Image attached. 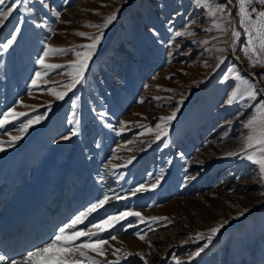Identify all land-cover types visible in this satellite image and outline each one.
Listing matches in <instances>:
<instances>
[{
	"label": "rangeland",
	"instance_id": "obj_1",
	"mask_svg": "<svg viewBox=\"0 0 264 264\" xmlns=\"http://www.w3.org/2000/svg\"><path fill=\"white\" fill-rule=\"evenodd\" d=\"M209 4L212 11L227 7L213 17L196 0H28L18 7L16 0H5L0 5V12L16 8L0 25V119L11 109L27 113L0 128V141L6 142L0 152L3 238L21 229L41 230L38 246H43L108 194L109 202L79 229L126 211L141 213L145 221L129 217L103 233L107 255L89 253L100 264H264V181L242 151L244 125L264 92L255 100L245 96L226 103L240 85L236 72L264 89L258 79L264 68L253 67L242 50L248 38L239 23V0ZM251 7L264 10L258 0ZM113 13L116 20L107 28L91 26L103 25ZM232 30L241 36L234 39ZM101 31L83 82L57 100L51 91H65L76 52L85 51L82 46ZM49 45L69 50L45 58L58 68L38 63ZM37 72L47 74L33 86ZM174 111L167 136L157 140L156 126ZM37 116L43 119L21 134L20 127ZM21 135L8 145L11 136ZM140 185L147 190L133 195ZM61 194L69 202L50 206ZM34 213H41L40 219L29 225ZM225 221L209 243V230ZM115 249L121 251L112 255Z\"/></svg>",
	"mask_w": 264,
	"mask_h": 264
},
{
	"label": "snow or ice",
	"instance_id": "obj_2",
	"mask_svg": "<svg viewBox=\"0 0 264 264\" xmlns=\"http://www.w3.org/2000/svg\"><path fill=\"white\" fill-rule=\"evenodd\" d=\"M27 3L28 0H16V6H19V3ZM231 2V0H229ZM257 0H239V12H240V21L239 23L244 28V33L247 35V44L242 49L245 56L248 57L249 62L253 67H262L264 68V10L257 9L256 7L250 6L256 3ZM5 0H0V5H3ZM258 3L264 6V0H258ZM196 4L198 6H202L205 8H209L210 15L215 17L218 13L221 15L226 9V5H216V10H211V5L209 4V0H196ZM16 8H12L10 6L9 10H5L0 12V25L6 21L11 14L12 11H15ZM255 15V18H253ZM231 14L229 13V18ZM57 18H59V13H57ZM116 20V14L108 16L106 22L103 25H91L92 27L97 28H107L113 21ZM216 28L221 31H227L220 24L215 25ZM16 33H19L20 29H15ZM80 36H87V33H78ZM176 36H184V35H194V33L187 32H177ZM231 36L236 39L241 36V32L232 30ZM103 37V31H101L98 35L92 37L93 43L88 45H83L82 47L85 51H77L76 57L77 60L73 62V73L72 80L70 83L63 85L65 91H51V94L55 96L57 100H63L65 96L71 91L75 86L84 80V73L88 68L89 61L92 56L95 54V51ZM16 36L14 35L12 39H10L7 43L3 45L4 49H8L12 43L15 41ZM218 51H225L226 49H217ZM69 51L64 48H53L49 45L48 50L43 53V56L39 59L38 63L41 64L45 69H53L58 68L60 65H55L51 63H46L45 58L49 57L52 54L60 53L63 54ZM224 58L221 57L219 59V63H223ZM208 66V65H206ZM47 73L37 72L35 74L36 78L32 80V85L37 86L38 82L42 79L43 75ZM259 80H264V76L258 78ZM235 80L240 82V85L237 86L236 90L232 92L230 98L226 101L228 104H232L236 101L237 97H247L250 100H255L260 92H264V89L258 88L257 84H252L247 81L244 77L240 75L239 72L235 74ZM143 101H141L142 103ZM180 104L183 103L181 100ZM179 111V108L176 109ZM27 113L17 112L15 109H11L9 112L3 114V119H0V128L4 127L5 124L17 119L18 117L25 116ZM176 112L174 111L171 116L162 117L161 123L156 126V139H161L162 136H167V127L169 123L175 118ZM42 116H37L34 119H29L25 124L20 127L21 134L27 132L28 128L33 123H38ZM76 123H79L77 120ZM248 129V134L243 138V147L242 151L245 153L246 158L248 160L253 161V163L257 164L259 167V172L261 176V180L264 181V101L260 102L258 107L256 108V114L251 116L246 124L244 125ZM111 127V125H109ZM123 130V129H122ZM152 131V129H149ZM72 135H77V132L74 130ZM22 138L21 136H11L10 140L7 142L11 147L14 145V142L19 141ZM64 139H69V137H64ZM5 141H0V152L5 150L4 144ZM238 153H228V155H236ZM131 163V160H129ZM163 172H161V176ZM159 183V179H157L156 183L152 185L153 188L157 186ZM146 187L144 185H140L136 188L132 194L135 195L137 192L146 191ZM119 198V197H117ZM110 200L108 194H105L102 199L98 200L96 203H93L90 207L86 209V211L80 212L76 215L69 223L65 226L60 227L58 234L55 235L54 239L50 242L45 243L43 246H38L33 250H30L23 256L21 260H12L9 264H100V261L95 259L89 253H95L97 256H105L107 255L104 251V245L108 244V240L102 238L103 233L110 231L112 228L116 227V225L121 224L122 221L128 219L129 217H137L141 222L145 221V218L141 215V213L136 211H126L121 212L118 215H108L106 218L101 219L97 223H92L91 227H86L84 229H79L78 226L84 224L85 220L96 212L98 209L103 208ZM248 211L247 209L244 212ZM244 212H241L240 215H244ZM153 221L166 219L163 217H151ZM225 221L222 224L217 225L209 230V234L207 235V240L210 243L212 239L216 236L217 233L220 232V229L224 227L226 224ZM128 227H132L131 224ZM136 235L144 240L145 237L140 233H136ZM199 238H204V233L197 234ZM83 238V239H82ZM111 240H116V236H111ZM207 247L205 244L203 247L198 249L195 253L190 256L191 258L197 257L201 252L204 251V248ZM120 249H115L111 254L116 255V253L120 252ZM6 260V257L0 255V262ZM111 264V262H110ZM147 264V261H145Z\"/></svg>",
	"mask_w": 264,
	"mask_h": 264
},
{
	"label": "bare ground",
	"instance_id": "obj_3",
	"mask_svg": "<svg viewBox=\"0 0 264 264\" xmlns=\"http://www.w3.org/2000/svg\"><path fill=\"white\" fill-rule=\"evenodd\" d=\"M69 200L70 199H68L65 194L64 195L61 194L57 198H55V200L49 201L48 203L50 206L51 205L53 206V204L54 205H56V204L62 205L63 203L64 204L68 203ZM40 216H41V213L40 214L34 213L33 215H30L29 219H27L29 225L37 223L38 219H40L39 218ZM60 221L61 220H58L57 222L59 223ZM47 224H48V222H47ZM3 236H5V234L0 233V252L2 253L3 256L6 257V260L3 262H0V264H4L7 261H12V260H21L23 258L22 256L26 255V253L28 251L33 250L34 248L38 247V245L43 241L42 236H44V234L41 230L30 233L29 229L28 230H26V229L22 230L21 229V230L17 231V233H15V234H13V233L9 234L8 236H6L4 238H3ZM45 240H46V237H45Z\"/></svg>",
	"mask_w": 264,
	"mask_h": 264
}]
</instances>
